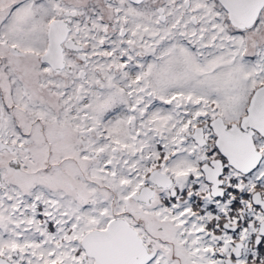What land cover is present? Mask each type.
<instances>
[{
    "label": "snow or ice",
    "instance_id": "6c2138e0",
    "mask_svg": "<svg viewBox=\"0 0 264 264\" xmlns=\"http://www.w3.org/2000/svg\"><path fill=\"white\" fill-rule=\"evenodd\" d=\"M0 264H264V0H0Z\"/></svg>",
    "mask_w": 264,
    "mask_h": 264
}]
</instances>
